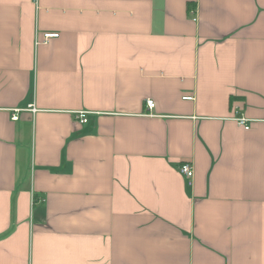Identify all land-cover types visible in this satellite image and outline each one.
I'll use <instances>...</instances> for the list:
<instances>
[{
  "label": "crops",
  "instance_id": "obj_1",
  "mask_svg": "<svg viewBox=\"0 0 264 264\" xmlns=\"http://www.w3.org/2000/svg\"><path fill=\"white\" fill-rule=\"evenodd\" d=\"M0 264H264V0H0Z\"/></svg>",
  "mask_w": 264,
  "mask_h": 264
},
{
  "label": "built area",
  "instance_id": "obj_2",
  "mask_svg": "<svg viewBox=\"0 0 264 264\" xmlns=\"http://www.w3.org/2000/svg\"><path fill=\"white\" fill-rule=\"evenodd\" d=\"M57 34H45V37L48 38V37H56ZM189 98V97H187ZM145 105L146 107L151 110L154 108V101L153 99L151 98H147L145 99ZM31 111L35 110L34 107L31 106ZM20 111V109H14V112L12 114V120H17L18 119V112ZM86 113L87 111H79V115H78V121L80 123H83L85 122V119H86ZM238 124L240 126H243L245 129H248L249 128V125H248V122H247V119L243 116H239L236 118ZM178 170L180 171V173L186 178V180L188 181V183H191L192 180H193V177H194V169H193V166L190 162L188 161H183L181 162L179 165H178Z\"/></svg>",
  "mask_w": 264,
  "mask_h": 264
}]
</instances>
